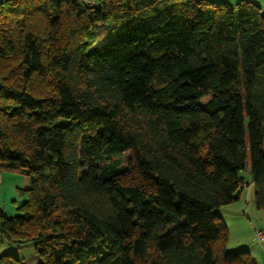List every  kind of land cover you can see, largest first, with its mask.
I'll list each match as a JSON object with an SVG mask.
<instances>
[{
	"label": "trees",
	"instance_id": "obj_1",
	"mask_svg": "<svg viewBox=\"0 0 264 264\" xmlns=\"http://www.w3.org/2000/svg\"><path fill=\"white\" fill-rule=\"evenodd\" d=\"M248 161L264 209L257 1L0 0V236L39 264H257L217 212Z\"/></svg>",
	"mask_w": 264,
	"mask_h": 264
},
{
	"label": "rangeland",
	"instance_id": "obj_2",
	"mask_svg": "<svg viewBox=\"0 0 264 264\" xmlns=\"http://www.w3.org/2000/svg\"><path fill=\"white\" fill-rule=\"evenodd\" d=\"M108 36L102 33V37ZM102 40V39H101ZM129 152L114 156L119 165H125ZM247 169L241 171V176L246 178L249 185L245 187L241 202L235 201L229 205L217 209L223 217L228 230V250H248L253 258L261 264L264 261V240L259 241L256 236L258 231L264 233V209L259 208L255 201V186L251 180L250 162ZM0 210L8 216L20 213L19 207L26 199L23 190L30 186L28 176L17 170H6L0 173ZM28 183V184H27ZM240 203V204H239ZM0 250L2 253L14 254L22 259H32L34 244L28 243L22 246L10 243L0 236ZM29 262V261H28Z\"/></svg>",
	"mask_w": 264,
	"mask_h": 264
},
{
	"label": "crops",
	"instance_id": "obj_3",
	"mask_svg": "<svg viewBox=\"0 0 264 264\" xmlns=\"http://www.w3.org/2000/svg\"><path fill=\"white\" fill-rule=\"evenodd\" d=\"M89 1H96V0H89ZM225 1H230V2H232V3H236L237 2V0H225ZM255 1H257L261 6H262V8L264 9V0H255ZM2 180V178L0 177V181ZM28 184V183H27ZM29 187V184L27 185V188ZM241 198H242V195H241ZM241 199H239V201H240ZM238 201V200H237ZM241 202V201H240ZM240 204V203H239ZM5 253V252H4ZM1 254H3L2 253V250H0V255ZM32 259H30V260H27V259H29V257L27 258V259H23V261H24V264H39L40 262H41V259L35 254V253H33L32 254ZM29 261V262H28ZM257 261V260H256ZM257 264H261V262H259V261H257ZM262 264H264V261H263V263Z\"/></svg>",
	"mask_w": 264,
	"mask_h": 264
},
{
	"label": "built area",
	"instance_id": "obj_4",
	"mask_svg": "<svg viewBox=\"0 0 264 264\" xmlns=\"http://www.w3.org/2000/svg\"><path fill=\"white\" fill-rule=\"evenodd\" d=\"M91 4H93V1H91ZM245 187L247 186V184L244 185ZM256 238L259 240V241H263L264 240V233L262 231H258L257 232V236Z\"/></svg>",
	"mask_w": 264,
	"mask_h": 264
}]
</instances>
